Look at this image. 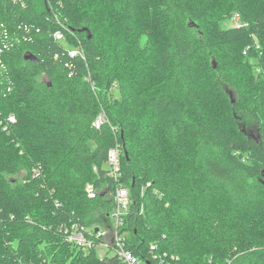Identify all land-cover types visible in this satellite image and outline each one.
Listing matches in <instances>:
<instances>
[{
	"label": "trees",
	"instance_id": "trees-1",
	"mask_svg": "<svg viewBox=\"0 0 264 264\" xmlns=\"http://www.w3.org/2000/svg\"><path fill=\"white\" fill-rule=\"evenodd\" d=\"M38 1L0 0V264H264V0Z\"/></svg>",
	"mask_w": 264,
	"mask_h": 264
},
{
	"label": "built area",
	"instance_id": "built-area-1",
	"mask_svg": "<svg viewBox=\"0 0 264 264\" xmlns=\"http://www.w3.org/2000/svg\"><path fill=\"white\" fill-rule=\"evenodd\" d=\"M55 38L58 40L62 39L63 33L60 31H57L55 33ZM70 53L72 55H75L77 54V51L72 50ZM9 119L11 121H15L14 115H10ZM101 120H102V117H99V119L96 121L95 124L97 125V127L100 126ZM109 157H110V163L113 166V170L111 173L116 175L120 170V158H119V153L117 149L110 150ZM90 196L91 197L95 196L92 189H90ZM115 199L117 202L116 211L114 213L115 218L117 220L115 222V225L118 226L120 222H123V218H124L123 215L125 214L124 210L127 208L130 202V195H129L128 189L125 187H119L115 194ZM77 227H78L77 223H73L72 228L74 230L71 231L69 229L70 232H67L68 230H66L68 239L77 241L80 244H87L86 243L87 240L84 237L83 232L79 231ZM99 235H103L104 237L103 240L105 242H103V245L104 244L108 245L107 238H109L110 241L114 243L116 253L119 256L123 264H147L148 261L141 260L136 254H134L129 248H127L124 237L121 236L120 233H118L117 231L116 232L113 231V235L112 233L109 234L106 231H102Z\"/></svg>",
	"mask_w": 264,
	"mask_h": 264
},
{
	"label": "rangeland",
	"instance_id": "rangeland-1",
	"mask_svg": "<svg viewBox=\"0 0 264 264\" xmlns=\"http://www.w3.org/2000/svg\"><path fill=\"white\" fill-rule=\"evenodd\" d=\"M38 2H39L40 5H43L44 0H39ZM256 132H257V129H254V130L252 131V134H256ZM19 178H20V177H18V179H19ZM95 217H96V219H97V218L102 217V215H101V213H97Z\"/></svg>",
	"mask_w": 264,
	"mask_h": 264
},
{
	"label": "water",
	"instance_id": "water-1",
	"mask_svg": "<svg viewBox=\"0 0 264 264\" xmlns=\"http://www.w3.org/2000/svg\"><path fill=\"white\" fill-rule=\"evenodd\" d=\"M26 59H32L34 61H37V58H35L33 55H27ZM96 230H98V229H96Z\"/></svg>",
	"mask_w": 264,
	"mask_h": 264
}]
</instances>
